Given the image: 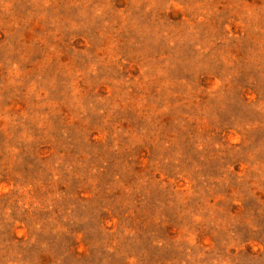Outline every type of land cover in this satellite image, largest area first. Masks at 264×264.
I'll return each instance as SVG.
<instances>
[{"label":"rangeland","instance_id":"374dc122","mask_svg":"<svg viewBox=\"0 0 264 264\" xmlns=\"http://www.w3.org/2000/svg\"><path fill=\"white\" fill-rule=\"evenodd\" d=\"M0 264H264V0H0Z\"/></svg>","mask_w":264,"mask_h":264}]
</instances>
